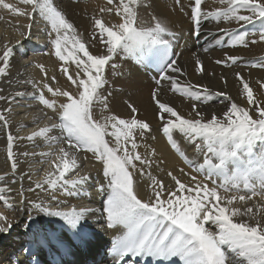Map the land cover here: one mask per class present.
I'll return each mask as SVG.
<instances>
[{
  "label": "snow or ice",
  "instance_id": "6c2138e0",
  "mask_svg": "<svg viewBox=\"0 0 264 264\" xmlns=\"http://www.w3.org/2000/svg\"><path fill=\"white\" fill-rule=\"evenodd\" d=\"M106 5L99 8V15L91 17L89 39L98 40L102 49L94 53L57 0H0V8L27 20L26 24L17 23L14 41L0 43V78L9 74L16 49L31 38L39 18L45 25L47 54L57 58L58 71L69 82L67 87L61 86L57 75H50L45 64L29 60L40 70L41 78L16 83L30 85L31 92L19 90L4 95L0 88V101L5 103L0 107V130L6 133L11 169L10 173L0 174V203L20 213L30 209L25 214L30 223L23 224L29 231L40 223L36 216L57 217L81 243L88 242L85 221L98 214L105 222L103 227L117 233L109 249L114 264L130 257L164 262L178 258L182 264H264V147L257 150L258 145L264 146V99L255 94L250 77L239 71L235 76L242 87L243 103L226 91L213 92L207 85L181 82L184 73L173 58V44L180 33L173 30L168 19L155 13L148 21L142 19L140 9L151 7L146 0H106ZM218 5L210 10L205 0H189L188 18L197 36L202 22L211 19L217 24L236 25L219 29L227 35L230 48L264 42V0H218ZM105 14L113 15L114 20L106 21ZM250 25L257 31H249ZM252 35L258 40H249ZM224 43L223 38L216 40L217 45ZM120 56L159 69L151 93L159 131L185 164H195V172L204 175V180L191 175L193 183L189 185L167 171L175 185V190H170L153 174L154 169L165 170L157 149L147 142L149 138L156 140L152 125L138 117L139 110L131 102L127 103V117L111 106L108 70H117L115 60ZM242 60L239 55L225 53L215 64L231 67ZM195 64L197 73L205 72L199 56ZM248 67L264 70V56L251 61ZM221 79L227 83L226 77ZM164 82L171 92L193 101L190 113L181 114L170 103L162 102ZM256 84L264 90V80ZM128 87L134 84L130 81ZM25 97L38 101L48 111L42 113L46 118L42 123L40 116L33 115L35 127L22 136L19 132L13 134L10 116L13 105ZM216 97L227 102L226 110L221 115L213 111L206 117L198 105H208ZM25 127L19 124V129ZM177 135L194 146L202 162L189 157ZM37 140L46 150L14 151L21 141L39 147ZM19 156L40 158L44 167L37 172L42 175L34 179L36 173L31 167L27 172L20 170ZM90 158L100 165L103 180L96 190L106 199L100 207L67 205L62 196L88 195L85 188L92 177L82 169ZM179 171L183 173L184 169ZM25 179L30 182L28 187ZM145 180L149 196L142 199L137 188ZM37 190L47 199H30L28 194ZM15 223L16 219L0 212V233H8ZM35 235L41 247L47 244L58 246L57 250L66 248L59 237L45 233L40 239L39 230ZM23 251L30 253L31 249Z\"/></svg>",
  "mask_w": 264,
  "mask_h": 264
},
{
  "label": "bare ground",
  "instance_id": "6f19581e",
  "mask_svg": "<svg viewBox=\"0 0 264 264\" xmlns=\"http://www.w3.org/2000/svg\"><path fill=\"white\" fill-rule=\"evenodd\" d=\"M8 3H18V0H6ZM151 5L148 8H141L140 15L142 19L150 18L153 13L161 15L168 19L171 23L173 30L180 33V38L173 44V58L177 59L184 75L180 76L182 79L187 75L188 71L192 76V84L207 85L213 92L226 91L237 102L243 103L241 96L242 87L237 80L235 73L237 71L245 75L246 78L251 79L252 87L258 98L264 99V90L259 89L256 84L257 80H264V70L259 68H249L248 64L264 56V42L249 44L248 47L230 48L226 43L228 40L227 35L220 32V28L236 27L235 24L220 23L215 25V21L209 19L202 22L201 32L197 36L193 31L192 22L188 18L189 0H181L180 4H176L175 0H146ZM60 7L67 13L69 18L77 26L83 38L90 44V50L94 53L102 51L99 41H92L89 39L92 33V15H99V8L105 7L106 0H57ZM206 5L211 10L219 6L218 0H205ZM181 8L183 11H181ZM0 43L6 40L14 41L17 37L15 28L17 23L26 24L27 20L17 17L7 10L0 8ZM105 19L114 20L113 15L105 14ZM248 30L256 32L257 28L248 26ZM223 38L225 43L217 45L216 40ZM249 40H258V36L252 35ZM208 51L205 52L204 49ZM49 46L45 33V25L37 18L33 28L31 38L24 44L23 47L16 49V55L11 61L9 74L0 78V88L4 89L2 94L14 95L16 91L25 90L32 91L31 86H23L17 84L16 81H23L27 78H41V72L34 65L29 64V60L38 61L45 64L49 74L57 75L59 84L63 87L68 86L66 78L58 71V60L53 55H48ZM227 54H234L243 57V60L238 65L226 67L224 65L215 64V60L222 59ZM199 58L204 62L205 72L197 73L195 58ZM116 63H121L116 71L108 70L109 84L107 85L108 91L112 92L111 106L113 110L127 117L129 109L127 103L134 104L139 112L138 117L147 120L152 125V135L156 136V140L148 139V143L152 144L157 149L160 158L164 161L161 165L165 171L154 169L153 174L158 175L159 178L164 180L165 185L170 190H175L174 182L166 175L167 171H172L174 175L178 176L182 182L192 185L191 175L198 176L199 179L204 180V175L195 172V164L189 166L179 157L170 145L167 144L166 138L159 131V121L157 115V107L152 99L151 93L156 86V80L159 78L160 73L155 72L149 63L138 64L130 57H117ZM214 73V75H213ZM226 77L227 83H224L221 77ZM8 81H12L11 84ZM132 82L134 87H128V83ZM182 82V81H181ZM120 84L117 86L116 84ZM162 102H168L176 107L181 114H188L191 112V104L193 101L186 97H181L178 93L171 92L167 82L163 83L161 96ZM223 97H216L209 102L208 105H198L203 110L206 117L211 112H216L221 115L226 110V101ZM5 103L0 101V107H4ZM13 112L10 119L12 122L13 134L26 135L31 131L35 124H33L31 117L37 115L41 117V123L45 117L42 113L48 111L43 109V106L38 104V101L30 97L20 99L19 104L13 105ZM27 114V115H26ZM51 115V112H48ZM24 123L26 127L19 129V124ZM181 147L189 155L190 158L197 162H202V155L195 152L194 146L189 144L182 137H176ZM39 147H33L28 141H21L14 151L18 154L23 151H42L46 150L41 141H36ZM7 140L6 133L0 130V174L10 173V162L7 160L6 148ZM262 145L257 146V150ZM20 170L27 172L31 167L32 172L36 173L35 178H38L42 173L37 172V169L44 167L41 164L40 158H25L19 156ZM100 165L91 160L85 162L82 171H87L91 174V180L85 188L88 195H81L77 197H63L67 205L79 204L91 207H100L104 200L105 195H101L96 190V185L103 180L102 172L99 171ZM183 168L184 172L181 173L179 169ZM15 179V177H12ZM29 181L25 179V187L29 186ZM11 187L18 188V184L11 185ZM138 193L140 198L147 199L149 190L147 188V180L142 181L138 185ZM30 199L44 198L47 199L46 194L37 190L35 193L28 194ZM30 209L26 208L24 213L13 211L6 208L3 203H0V212H4L9 219H16L17 223L8 233H0V264H114L113 257L109 253L112 245V240L115 234L114 230L105 229L103 227L104 220L97 214L91 219L85 221L86 231L88 233L87 243H81L70 231H66L63 226V221L57 217L36 216L37 221L40 223L34 225L32 231L23 227V224L28 222L25 220V214ZM35 215V213H33ZM30 223V222H28ZM39 230L40 239H43L45 233L54 235L61 238L66 245V248L53 247L44 244L41 247L36 243L37 236L35 233ZM19 239V240H18ZM55 243V242H54ZM23 249H31V252L23 251ZM131 261H138L139 264H155L158 261L153 258H140L130 257L126 258L122 264H128ZM176 264H182L178 258L173 261ZM170 262H166L169 264Z\"/></svg>",
  "mask_w": 264,
  "mask_h": 264
},
{
  "label": "rangeland",
  "instance_id": "374dc122",
  "mask_svg": "<svg viewBox=\"0 0 264 264\" xmlns=\"http://www.w3.org/2000/svg\"><path fill=\"white\" fill-rule=\"evenodd\" d=\"M150 18H146V19H144L145 21H148ZM215 25H219V24H217V23H215ZM116 63V62H115ZM117 65H118V67H120L121 65V63H116ZM113 71V70H112ZM181 81L182 82H184V81H187V82H190V83H192V76H191V74H190V72L188 71V73H187V75L186 76H184L182 79H181ZM117 86H120V84H116ZM19 240V239H18ZM112 242H113V240H112Z\"/></svg>",
  "mask_w": 264,
  "mask_h": 264
}]
</instances>
